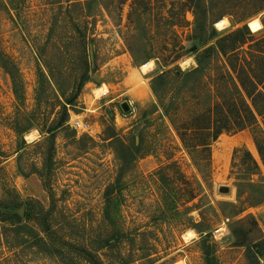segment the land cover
I'll return each mask as SVG.
<instances>
[{"label": "rangeland", "instance_id": "374dc122", "mask_svg": "<svg viewBox=\"0 0 264 264\" xmlns=\"http://www.w3.org/2000/svg\"><path fill=\"white\" fill-rule=\"evenodd\" d=\"M75 2L0 0V199L17 194L22 202L33 200L36 207L40 204L49 210L48 220L57 237L51 244L66 256L59 259L41 253L28 238L16 249H9L17 237L11 231L4 232L0 223V264H87L60 240L97 250L101 238L116 234L120 237L117 246L98 251L104 264H205L206 248L213 252L214 264H250L245 248L237 246L236 236L246 234L249 241L264 237V164L253 140L264 136L263 96L254 98L261 113L255 114V126L222 133L211 144L210 171H204L209 181L203 182L170 123L153 107L154 96L151 102L138 106L126 95L123 85L132 75L149 88L157 64L177 65L183 72L196 68L193 54L175 59L181 40L187 49L191 47L185 37L193 29L188 11L189 25H174L183 7L180 0H100L94 6L92 17L87 19L94 40L88 47L94 71L75 107L69 110V129L56 133L54 163L43 172L48 187L43 186L35 174L42 171V160L41 148L33 145L43 138L36 126L52 118L49 108L59 96L55 84L68 93L74 77L75 67L70 64L78 47L67 43L66 38L73 33L72 21L81 24L85 19L79 8L69 14L64 8ZM249 2L223 0L216 4V14L225 21L222 29L214 26L221 32L219 38L258 21L248 26L252 37L242 48L232 51L235 36L227 38V55L214 54L208 73L214 75L223 68L237 77L242 69L248 70L260 80L257 92L264 95V10L254 13L255 8H248ZM58 52L63 53L60 60ZM37 53L51 67L57 60L62 62L64 72H56L55 81L47 78ZM249 53L257 56L252 64L245 61ZM145 64L150 67L142 70ZM11 67L16 70L14 81L5 69ZM223 95L228 97L226 92ZM170 98L165 96L167 101ZM37 103L42 107L39 111ZM124 103L129 111L122 110ZM247 103L250 105L249 100ZM72 114L88 124V133L77 134L71 126L76 119ZM229 116L236 117V112ZM106 126H113L126 144L132 137H140V156L135 162H123V149L101 140ZM14 128L21 130L26 144L20 152L18 146L22 144ZM246 151L258 165L252 176L248 175L251 162ZM172 162L188 180L200 182L202 192L194 200L184 196L176 204L177 211L169 212L173 203L155 172ZM119 171L121 197L111 200L105 211V188ZM238 182L242 184L239 192ZM106 212L115 220L112 227L102 220ZM194 228L210 232L208 243H202ZM23 234L19 240L26 238ZM259 261L264 264V257L260 255Z\"/></svg>", "mask_w": 264, "mask_h": 264}, {"label": "trees", "instance_id": "16d2710c", "mask_svg": "<svg viewBox=\"0 0 264 264\" xmlns=\"http://www.w3.org/2000/svg\"><path fill=\"white\" fill-rule=\"evenodd\" d=\"M100 1V0H99ZM98 0H76L75 3H69L65 8V13H71L72 10L80 9L84 22L78 24L72 21L73 33L66 38L67 43L78 47L77 55L71 60L74 77L69 83L68 93L59 88V96L54 105L50 107L49 114L52 118L44 119L42 124H37L36 130L43 137L42 140L34 142L35 147L41 148L42 171L35 172L42 181L43 186L47 188L45 175L43 172L49 171L53 165L55 153V138L56 133L69 129V110L75 107L78 96L84 84L90 82V75L94 69L89 60L88 47L93 44L94 40L88 29L89 22L87 19L92 17L93 8L99 2ZM223 0H180L182 10L176 15L177 21L174 25L179 28H184L189 25L186 19V12H190L193 17L192 33L185 37L186 42L191 43V47L195 46L196 50L191 51V47L187 49L181 40L178 52L175 59L178 60L187 54L195 55L196 68L188 71H181L176 65L170 68L171 64H157L155 74L149 82V89L156 99L154 108L160 109L161 116L165 117L176 133L183 149L191 159L193 166L201 175L203 182L209 181V175L204 176V171H210L211 153L210 146L222 133H230L241 131L246 128L255 126V114L260 115V110L254 103V98L257 95H264L257 92V86L260 80L251 74L250 71L241 70L237 77H233L230 72L220 68L219 71L210 75L208 67L214 54L227 55V38L235 36V39L230 45L232 51L242 48L248 42L252 34L246 25L237 28L226 37L219 38L221 32L216 30L214 25L221 20V15H217L216 4ZM248 8H255L254 13L264 10V0H249ZM60 9L62 8L61 5ZM244 7V6H243ZM246 7V6H245ZM244 7V8H245ZM251 11V10H250ZM252 12V13H253ZM258 19L251 21L249 28L254 26ZM77 33V36L75 33ZM254 32H257L254 30ZM213 39H218L214 45L208 46ZM201 50V51H200ZM247 63L252 64L257 58L252 53H249ZM59 60L63 53L58 52ZM37 60L42 61L44 69L47 71V78L55 81V73L62 74V62L57 60L53 67L42 57L41 53L36 54ZM11 79L14 81L16 70L15 68H5ZM65 69V68H64ZM241 76V77H240ZM226 92L228 97L223 93ZM166 95H171L169 101L165 99ZM250 101L248 105L247 100ZM42 107L37 103V110ZM229 110V111H227ZM236 112L235 116H229L231 111ZM243 115V116H242ZM15 133L20 137L22 145L18 146L20 152L26 146L21 130L14 128ZM136 139V140H135ZM103 142H108L112 145H119L124 152L123 162H135L140 156V137H132V141L126 144L120 138L113 126H106L101 138ZM254 144L264 164V136L258 140L253 137ZM92 141V140H91ZM237 150L234 151V154ZM247 160H250L251 167L248 175L256 174L258 165L252 158L249 152H245ZM171 171L170 175L166 174ZM155 175L160 186L166 191V196H169L172 207L168 211H177L176 204L183 200L184 196L194 200L202 192L200 182L195 180V183L188 180L184 173L180 170L175 162L167 165L164 168H159ZM121 173L119 171L114 182L109 184L104 191V199L106 209L107 204L111 200H118L121 197ZM251 183H249L250 185ZM242 184H236L239 192V187ZM16 194L11 199H0V223L3 224L4 232L11 231L17 238L15 243L9 246V249H16L21 246L25 239H31V246L39 250L41 253L65 259L66 256L60 247H55L51 244V240L56 239V233L52 230L48 220L50 211L38 204L35 206L33 200L22 202ZM115 196V197H114ZM22 211V213H20ZM168 213V212H167ZM102 220L112 225L115 224L114 218L109 212L104 213ZM9 226L6 228V226ZM37 227L40 234H36ZM200 236L202 243H208L210 232H202L199 228H194ZM24 233V237L19 240V235ZM114 233V232H113ZM205 234V235H204ZM26 235V236H25ZM237 235V234H236ZM237 237V246L245 248V255L250 264H260L259 256L264 257V237L261 236L256 241H249L246 234L243 238ZM60 240V239H59ZM120 242L118 234L115 236H105L101 238L97 250H88L81 246L75 245L69 241L60 240L62 245L73 248L76 257L82 259L87 264H104L98 255V251L105 248H113ZM205 264H214L213 252L208 248L203 250ZM70 259V258H69ZM70 263H74V259H70ZM68 263V262H67Z\"/></svg>", "mask_w": 264, "mask_h": 264}, {"label": "crops", "instance_id": "0c3cea01", "mask_svg": "<svg viewBox=\"0 0 264 264\" xmlns=\"http://www.w3.org/2000/svg\"><path fill=\"white\" fill-rule=\"evenodd\" d=\"M123 85L127 88L128 95L138 106H143L152 101L153 95L145 83H138L134 76L128 75Z\"/></svg>", "mask_w": 264, "mask_h": 264}, {"label": "built area", "instance_id": "2783aa9c", "mask_svg": "<svg viewBox=\"0 0 264 264\" xmlns=\"http://www.w3.org/2000/svg\"><path fill=\"white\" fill-rule=\"evenodd\" d=\"M76 119L74 120L73 124H71L72 128L79 133H88L89 132V126L86 122L84 121H79L78 116L72 114Z\"/></svg>", "mask_w": 264, "mask_h": 264}, {"label": "bare ground", "instance_id": "6f19581e", "mask_svg": "<svg viewBox=\"0 0 264 264\" xmlns=\"http://www.w3.org/2000/svg\"><path fill=\"white\" fill-rule=\"evenodd\" d=\"M224 23H225V21H224V20H221V21L217 22V23L215 24V26H216L218 29H222ZM149 67H150V64H145V65L142 66V70H147ZM97 91H100V89H97ZM102 95L105 96L106 93L103 92ZM102 95H101V96H102Z\"/></svg>", "mask_w": 264, "mask_h": 264}, {"label": "water", "instance_id": "95a60500", "mask_svg": "<svg viewBox=\"0 0 264 264\" xmlns=\"http://www.w3.org/2000/svg\"><path fill=\"white\" fill-rule=\"evenodd\" d=\"M247 27H248V24H247ZM90 49H91V46H90ZM195 50H196V47L195 46L191 47V51L192 52L195 51ZM121 108H122L123 111H129V106H128L127 103L122 104L121 105ZM20 213H22V211H20Z\"/></svg>", "mask_w": 264, "mask_h": 264}]
</instances>
